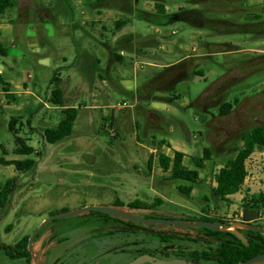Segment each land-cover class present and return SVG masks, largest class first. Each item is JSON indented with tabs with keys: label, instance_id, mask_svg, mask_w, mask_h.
I'll return each mask as SVG.
<instances>
[{
	"label": "rangeland",
	"instance_id": "374dc122",
	"mask_svg": "<svg viewBox=\"0 0 264 264\" xmlns=\"http://www.w3.org/2000/svg\"><path fill=\"white\" fill-rule=\"evenodd\" d=\"M153 5V2L140 1L135 7L153 11ZM250 5L260 11L264 0H250ZM176 11L172 5L169 12ZM119 19H130V22L115 32L114 22ZM3 23L13 25L15 44L7 45V57L0 55V70L4 72L0 77L9 80L11 75L19 78L31 75L23 89H29L32 97L19 98L18 104H23L21 110L0 108V145L13 150L15 143L8 129L9 121L11 117L22 116L24 124L31 119L33 129L30 133L29 127L24 126L22 135L31 136L28 144L40 154L31 156L38 161L34 171L18 174L19 186L8 208L0 214V246L14 245L23 236L32 234L51 213L105 204L114 198L152 202L159 197L167 204L186 208L180 211L192 212L200 210L206 203L203 198L207 197L210 214L236 220L242 214L243 197L264 190L260 173L253 172L252 166L258 163L255 155L248 162V184L235 197L214 206L211 202V189L216 186L214 175L222 163L234 157L232 150L219 157L216 165L206 164L200 172L202 187L195 189L190 199L178 192L179 183L166 180L169 174L161 170L157 159L151 172L147 168L150 156H157L151 152L155 149L153 145L162 138L186 151V165L190 163L188 157L202 155L208 146L203 134L212 118L192 104L211 90L206 93L209 95L219 85L217 81L235 78L228 83L225 95V102L238 100L241 105L229 120L231 130L243 132L247 125L264 123V36L257 39L239 33L219 36L177 21L165 27L170 32L160 34L161 30L152 27L154 37L163 48L153 47L156 42L149 36L152 25L121 11L115 4L89 7L86 0H17L16 6L0 15V24ZM205 42L231 44L235 51L211 55L210 52L219 48L208 49L211 46H205ZM139 51L141 55L133 53ZM111 52H123L125 62L110 60L109 63ZM87 53L101 60L99 75L91 60L86 59ZM64 57L67 62L63 61ZM187 57L193 61L189 66L191 73L172 90L161 91L159 80L151 83L161 74L163 66ZM66 67H70L73 81L67 87V105L72 107L76 102L80 110L73 135L54 146L45 142L43 131L55 128L62 118L60 112L49 107V97L54 76L61 73L63 77ZM194 70H202L205 77L196 75ZM224 72L225 78L219 79ZM122 76L125 90L133 91L134 85H139L137 100L122 92L119 85ZM79 79L81 92L73 89L74 81ZM92 105L100 108L84 109ZM123 105L128 106L119 110ZM208 108L212 114H218L217 108ZM113 116L116 117L114 130L108 126ZM114 132L117 137H112ZM234 136L228 146L239 147ZM209 140L214 145L220 142L217 135L210 136ZM261 165L262 169L257 171L264 174V160ZM3 169L0 168L1 177ZM5 173L4 177H11L16 170L7 169ZM87 215L72 218L78 220ZM259 223L264 226V215ZM5 259L0 249V264H18Z\"/></svg>",
	"mask_w": 264,
	"mask_h": 264
},
{
	"label": "flooded vegetation",
	"instance_id": "af4514ba",
	"mask_svg": "<svg viewBox=\"0 0 264 264\" xmlns=\"http://www.w3.org/2000/svg\"><path fill=\"white\" fill-rule=\"evenodd\" d=\"M192 62L188 57L183 58L175 66L164 70L159 76V82L162 84L160 89L170 91L177 83L187 79L191 73L189 66ZM220 78H225V72ZM234 79L220 82L209 95L206 93L211 90L200 95L197 101L192 104L211 116L212 119L208 122V128L203 134V138L206 139L207 147L221 155H226L231 150L228 143L232 135L237 134L235 130H231L228 123L235 112L240 109V103L230 114L220 113V109L226 103L225 95L228 91V83ZM200 99L202 102H199ZM209 106L217 108L218 114H212ZM216 135L220 140L218 145H214L209 140L210 136L215 137ZM163 200L155 197L152 202L137 199L125 202L122 199L114 198L105 204L85 205L83 208L90 206L115 207L132 218L114 217L106 213L90 211L85 212L88 214L87 218L77 220L72 216L62 218L63 220H52L39 233L36 234L40 225L35 228L32 234L20 238L16 244L3 245L9 249L2 252L5 260L18 264H132L145 256L159 261H184L185 264H228L222 251L225 248L227 250L230 246L229 243L234 242L233 237L237 238L235 235L228 231L216 232L202 227H191L180 222L190 224L221 222L227 226L244 222L241 220L242 214L236 220L221 218L210 214L207 211L206 203L198 211L183 212L180 209H186L185 207L173 206ZM211 202L214 206H218L212 198ZM66 212L68 211L51 213L49 218ZM135 218L153 221V223L146 225ZM173 222H179V224L176 225ZM250 224L261 225L260 223ZM239 231L246 239H256L257 237L255 234L257 232L246 229ZM34 234L31 244L34 251L32 254L29 251V240ZM26 236H29L26 246L28 255L11 260L8 256L10 249L17 253L18 244ZM142 264L153 263L144 262Z\"/></svg>",
	"mask_w": 264,
	"mask_h": 264
},
{
	"label": "trees",
	"instance_id": "16d2710c",
	"mask_svg": "<svg viewBox=\"0 0 264 264\" xmlns=\"http://www.w3.org/2000/svg\"><path fill=\"white\" fill-rule=\"evenodd\" d=\"M140 1L153 2L154 10L137 9L135 4ZM180 2L184 7H181L174 13L167 11L166 6L169 3L167 0H86V5L95 7L101 4H115L116 8L121 11L158 28H165L174 22L183 21L201 31L211 32L219 36L234 33L249 35L250 38L256 39L264 36V8L260 9V11L254 10L250 5V0H180ZM16 4L17 0H0V14H4L8 9L16 6ZM129 22L130 19L115 21V32L121 31ZM206 45L208 47L211 46L208 48L211 50L214 46L219 48L210 52L212 54L235 51L232 47L233 45L227 43L215 44L205 42ZM7 53L8 50L0 42V55L6 57ZM113 55L118 62L122 61V57L117 52H114ZM194 73L205 77L202 70H194ZM60 81L59 75L56 74L52 80L53 89L49 103L52 106L64 108L61 110L63 117L55 128H45L43 131L45 142L50 145H57L73 135L75 122L79 113V108L65 107L63 92L59 85ZM4 90L9 91L6 86ZM122 92L131 95L126 91ZM174 98L176 97L172 99ZM239 103L240 101L238 100H235L233 103L226 102L220 109V113L225 115L230 114ZM24 126L31 129V120L28 119L26 124H24L23 117L10 118L8 129L13 134L15 143L13 155L20 156L23 159L7 161L4 157L0 156V166H14L19 175L29 174L37 167V161L31 158L33 154H36V150L28 144L31 140L22 135ZM108 126L114 130V116L109 120ZM117 135L114 132L112 137H117ZM241 140L243 146L241 148L235 147L234 157L222 163L221 168L214 175L216 186L211 189V198L215 204L227 201L228 197L238 194L243 188L248 177L247 160L256 150L264 151V125L252 127L251 130L243 135ZM0 151L3 155L7 154L3 145H0ZM221 156L223 155L213 152L209 147H204L201 156L196 155L189 158V165H186L184 162L185 155L178 151L174 153L173 158L159 154L157 161L161 170L165 174H169L166 180L173 184L179 183L176 186L178 192L190 199L193 191L202 187L200 172L206 167L207 163L216 165V160ZM154 161L155 157L151 155L147 163L149 172L152 171ZM19 181V176H16L7 180L4 184L0 183V214L8 208L19 186ZM203 200L206 203L209 202L207 197H204ZM263 215L264 191L258 194H246L242 200L241 220L247 223L259 224ZM255 234L257 236L256 239L247 238L248 245H244L240 240L233 237L234 242L229 243L230 246L227 250L225 248L222 251L225 254V259L228 260V264H238L264 253V235ZM28 238L29 236H26L18 244L17 253H15V250L10 249L8 256L11 260H15L19 256L28 255L26 250ZM0 249L6 252L9 247L1 245Z\"/></svg>",
	"mask_w": 264,
	"mask_h": 264
},
{
	"label": "crops",
	"instance_id": "0c3cea01",
	"mask_svg": "<svg viewBox=\"0 0 264 264\" xmlns=\"http://www.w3.org/2000/svg\"><path fill=\"white\" fill-rule=\"evenodd\" d=\"M89 1H97V0H89ZM169 3L167 4V6H166V9H167V11L169 12V10H170V7L173 5L175 8H176V10H178V9H180L181 7H184V5L180 2V0H167ZM154 6V5H153ZM154 8V7H153ZM9 10V9H8ZM8 10L4 13V14H0V15H5L7 12H8ZM152 27H154V26H151L150 27V30H149V36L151 37V40L153 41V43L154 42H156V44H155V46H153V47H159V48H163V46H161L160 45V43H158L159 41V39L157 38V37H154L155 36V34L153 33V30H152ZM158 28V27H157ZM158 30H161L160 31V34L163 32V31H169L170 32V30H166L165 28H158ZM13 33H14V27H13V25L11 24V23H8V24H5V23H3V24H0V42H1V44L7 49V50H9V47L7 46V45H14L15 44V42H14V40H13V38H12V35H13ZM164 36V35H163ZM157 45V46H156ZM134 54H138V55H141V51H139V52H133ZM80 54L81 53H79L78 55L80 56ZM114 52H111V53H109V63H110V60H115L116 62H118L116 59H115V57H114ZM121 57H122V61L121 62H119V63H121V64H123L124 62H125V58L123 57V52H120V53H118ZM134 54H132V55H134ZM7 55H8V53H7ZM7 57V56H6ZM86 59H88V60H91V65L95 68V72L97 73V75H99V72H98V70H100V67H101V60L98 58V57H94V56H92L90 53H87V56H86ZM63 61L64 62H67V58L66 57H64L63 58ZM180 61H182V59H180L179 61H176L174 64H172V65H168V66H163L162 68H163V70L162 71H160L161 73L164 71V70H166V69H168V68H170V67H172V66H175L177 63H179ZM153 65V64H152ZM155 67L157 66V65H154ZM134 69L137 71V64H134ZM4 74V72L3 71H1L0 70V75H3ZM57 75H59V77H60V79H61V81H60V83H59V85H60V88H61V90H62V92H63V101H64V105H65V107H71V106H68L67 105V99H68V91H67V87H68V84L69 85H71L72 84V76H71V73H70V67H66V69H65V74H64V76L62 77V74L60 73V74H57ZM159 76H160V74H158V75H156V77L155 78H153V81L151 82V83H154V82H156V81H158L159 80ZM31 75H27V78H19V77H13L12 75H11V77L9 78V80H2V78L0 77V83H1V87H0V108L2 109V110H7V109H16V110H21L22 109V107H23V104H18L19 103V98H21V97H25V98H30V97H32V94L30 93V91H29V89H23L25 86H26V83L29 81V79H31ZM81 79V78H80ZM80 79L79 80H76V81H74V86H73V89H76V88H78V91L79 92H81V91H83V89L81 88V85H80ZM124 80V78H123V76L120 78V81H119V85H120V87L123 89V91H126L127 93H130L131 95V97L132 98H134L135 100H137V93H138V91L140 90V87H139V85L137 84V85H134L135 87H134V92L132 91V90H125V88L123 87V84H122V81ZM219 81H217L216 82V85L217 84H219L218 83ZM8 87V89H9V91H5L4 90V87ZM52 89H53V85H51L50 86V94H51V92H52ZM159 89V88H158ZM161 90V89H160ZM162 91V90H161ZM80 96H85L86 97V95L85 94H83V93H80L79 94ZM51 96V95H50ZM80 96H78V98H80ZM50 98V97H49ZM87 98V97H86ZM86 98H85V100L83 101L84 103L86 102ZM27 100V99H26ZM28 105V102H26V104H25V106H27ZM78 105V104H77ZM50 108H51V110H53V111H58V112H60L61 113V110L62 109H64V108H61V107H59V106H49ZM72 107H75V108H79L78 106H76V102H75V106H72ZM26 108H28V107H26ZM97 108H100V106L99 105H92V106H86L84 109H91V110H94V109H97ZM114 108V107H113ZM122 108L123 107H121V108H119V110H122ZM79 110H80V108H79ZM148 111H151V112H153L155 115H157L158 117H160V118H162L161 116H159L155 111H153V110H148ZM62 114V113H61ZM14 117H22V116H14ZM62 117H63V115H62ZM62 119V118H61ZM60 119V120H61ZM103 119H106L105 117H103ZM114 119H115V126H116V117L114 116ZM31 120V119H30ZM258 125H264V123H262V124H258ZM254 126H257V125H254ZM254 126H248L247 125V129H248V127L250 128V127H254ZM244 130L243 132L241 131L240 132V130H239V132L237 133V134H235V136H234V138L239 142V147L238 148H241L242 146H243V142H242V137H243V135L248 131V130ZM30 130V133L33 131V129H32V126H31V129H29ZM27 138L28 139H30L31 140V136L30 135H28L27 136ZM160 138V137H159ZM61 143H63V142H61ZM61 143H59V144H61ZM59 144H57V145H59ZM171 143H168L167 141H165V139H161V140H159L158 142H157V144H154L153 146L155 147V149H152L151 150V152L153 153H155V154H157V156L159 155V154H164V155H166V156H168V157H170V158H173L174 157V153L176 152V151H178V152H182L184 155H185V157H184V162H185V159L187 158V155L185 154V150H183V149H180V148H178L177 146L176 147H173L172 145H170ZM177 144V142L175 143V145ZM161 145V146H160ZM15 146V145H14ZM54 146H56V145H54ZM4 147V149H5V151H6V153L7 154H5V155H3V154H1V151H0V156L1 157H4V159L5 160H7V161H13V160H21V159H23L22 157H20V156H15V155H13V150H14V148H13V150H9L10 148H7L6 146H3ZM229 148L232 150V151H234L235 150V147L234 146H229ZM169 151L171 152V153H169ZM257 151V150H256ZM254 152V154H252V156L247 160V162H246V167H247V171H248V177H247V179H246V181H245V184H244V186L243 187H245L247 184H248V181H249V169H248V162L250 161V160H252L253 158H254V156L255 155H258V157H257V160H258V163L256 162L252 167L254 168V171L253 172H258V173H260L259 174V176H260V178H262L263 180H264V174H262L261 172H259V170L260 169H262V166L263 165H261V160H264V158H262V156H264V151H261V150H259V152ZM36 152V154H40L37 150L35 151ZM13 155V156H12ZM154 157H155V159H157V156L156 155H153ZM188 158H190V157H188ZM256 159V158H255ZM256 164H258V166H256ZM260 165V166H259ZM37 166H38V161H37ZM0 168H4L3 169V173H2V177H1V175H0V183L1 184H4L7 180H9V179H11V178H13V177H16V176H18V173H17V171H16V173L15 174H13L11 177H8V176H6V177H4L5 175H6V173H5V170H7V169H11V170H16L15 169V167L14 166H0ZM257 169H259L258 171H257ZM255 178H256V176L255 177H253L252 178V180H255ZM264 191V190H263ZM262 192V191H261ZM240 193V192H239ZM238 193V194H239ZM193 194V193H192ZM237 195V194H236ZM236 195H233V196H230V197H228V198H233V197H235ZM164 199V198H163Z\"/></svg>",
	"mask_w": 264,
	"mask_h": 264
},
{
	"label": "water",
	"instance_id": "95a60500",
	"mask_svg": "<svg viewBox=\"0 0 264 264\" xmlns=\"http://www.w3.org/2000/svg\"><path fill=\"white\" fill-rule=\"evenodd\" d=\"M90 211H96V212H102V213H106L109 214L111 216L114 217H123V218H132L130 217L128 214L124 213L123 211L118 210L115 207H111V206H90V207H85L82 209H78V210H74L71 212H66V213H62V214H58L55 216H52L51 218L47 219L46 221H44L40 227L38 228V231L36 232L39 233L41 231V229L48 224L50 221L52 220H56V219H62V218H68V217H72L78 214H82L85 212H90ZM136 220H140L142 222H144L146 225L152 224L153 221H146V220H142V219H138L135 218ZM174 224H179V222H173ZM183 225H188L191 227H202V228H206L209 229L211 231H228L231 234L235 235L244 245H248V241L247 239L244 237V235L239 231L240 229H246V230H251L254 232H257L261 235H264V227H260V226H256V225H252L250 223H233L231 225H224L221 222H216V223H212V222H196L195 224H190L188 222H180ZM35 234L30 238L29 240V251L34 254V251L32 250L31 244H32V240L34 238ZM144 262H151L153 264H185L184 261H159V260H154L151 257H142L137 259L135 262H133L132 264H142ZM239 264H264V253L256 255L246 261L240 262Z\"/></svg>",
	"mask_w": 264,
	"mask_h": 264
},
{
	"label": "built area",
	"instance_id": "2783aa9c",
	"mask_svg": "<svg viewBox=\"0 0 264 264\" xmlns=\"http://www.w3.org/2000/svg\"><path fill=\"white\" fill-rule=\"evenodd\" d=\"M128 105H123V106H121V107H127Z\"/></svg>",
	"mask_w": 264,
	"mask_h": 264
}]
</instances>
